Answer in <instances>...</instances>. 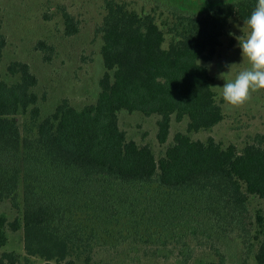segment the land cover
Wrapping results in <instances>:
<instances>
[{"label": "trees", "instance_id": "16d2710c", "mask_svg": "<svg viewBox=\"0 0 264 264\" xmlns=\"http://www.w3.org/2000/svg\"><path fill=\"white\" fill-rule=\"evenodd\" d=\"M256 3L231 1L199 13L171 6L159 18L156 8L106 0L97 28L106 72L97 101L81 109L65 99L41 118L30 65L10 66L19 75L13 83L0 71V204L9 200L21 210L11 226L23 229L28 256L45 264H93L99 243L115 236L167 245L247 231L250 197L264 199L263 143L238 149L189 134L225 119L205 64L223 47L233 18L243 22ZM65 22L68 34L78 31L68 13ZM6 46L0 18V64ZM122 110L159 115L161 144L174 116L190 119L189 132L177 133L157 158L150 145L128 138ZM21 113L30 116L25 134ZM256 218V261L264 264V215ZM6 221L0 217V247L8 242ZM21 261L5 252L0 264Z\"/></svg>", "mask_w": 264, "mask_h": 264}, {"label": "rangeland", "instance_id": "374dc122", "mask_svg": "<svg viewBox=\"0 0 264 264\" xmlns=\"http://www.w3.org/2000/svg\"><path fill=\"white\" fill-rule=\"evenodd\" d=\"M140 11L157 9L159 18L167 15L171 6L189 12H203L231 1L238 0H125ZM106 0H1L0 18L2 32L7 46L0 64L2 77L8 83L17 82L19 75L10 71L15 62L27 63L38 77L33 89L39 96L41 118L51 115L63 100L67 99L76 108L95 103L101 87L100 80L106 72L102 47L103 37L97 33L105 15ZM70 14L78 31L68 34L65 14ZM243 26L234 17L224 45L218 55L205 65L213 77V89L222 104L225 119L208 130L190 133L193 140L207 141L213 137L224 146L234 144L242 149L247 143L261 141L264 145V91L252 94L251 99L238 109L227 107L220 96L224 81L218 74L227 72V79L247 68L242 61L236 36L242 35ZM234 33L230 36L229 33ZM159 115L145 116L140 112L119 113L120 126L129 139L139 145H150L157 158L164 155L166 148L174 143L179 132L188 133L190 119L178 122L172 119L171 130L166 144L158 141ZM19 120L23 134L30 123L29 114L21 113ZM22 205V204H21ZM249 223L247 231L234 230L229 236L206 240L193 237L183 241L133 245L132 237H113L102 241L95 249L93 264H258L256 254L259 242L253 235L257 229V213L264 215V199L251 196L249 202ZM21 210L14 208L9 200L0 204V217L5 216L8 242L0 247V261L5 252H15L22 261L17 264H45V261L28 256L24 245L23 229L14 231L11 223L20 219ZM217 239V241L215 240ZM29 258L30 262L26 261ZM4 264H9L5 262ZM55 264V263H53Z\"/></svg>", "mask_w": 264, "mask_h": 264}, {"label": "clouds", "instance_id": "9594fccd", "mask_svg": "<svg viewBox=\"0 0 264 264\" xmlns=\"http://www.w3.org/2000/svg\"><path fill=\"white\" fill-rule=\"evenodd\" d=\"M239 30L242 35L235 38L241 50L242 61H246L248 67L239 71L234 79H227L232 66L227 65L228 71L219 73L217 77L224 81L220 96L231 109L244 106L252 94L264 91V0H257L254 9ZM229 35L234 36V33L230 32ZM206 67L210 70L212 65Z\"/></svg>", "mask_w": 264, "mask_h": 264}]
</instances>
